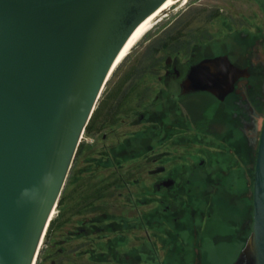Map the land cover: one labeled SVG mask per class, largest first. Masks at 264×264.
<instances>
[{"label":"water","instance_id":"1","mask_svg":"<svg viewBox=\"0 0 264 264\" xmlns=\"http://www.w3.org/2000/svg\"><path fill=\"white\" fill-rule=\"evenodd\" d=\"M166 0H0V264H35L120 50ZM246 68L201 59L183 89L222 96ZM223 264H264V114L252 222Z\"/></svg>","mask_w":264,"mask_h":264},{"label":"flooded vegetation","instance_id":"2","mask_svg":"<svg viewBox=\"0 0 264 264\" xmlns=\"http://www.w3.org/2000/svg\"><path fill=\"white\" fill-rule=\"evenodd\" d=\"M205 57L186 64L175 60L165 72L164 67L169 63L166 60L162 64L164 72L158 75L162 84L154 89L153 96L141 109L127 108L131 110L129 131L118 133L112 129V141L96 146V154L86 156L85 167L72 171L70 168L63 200L77 198V208L93 207L99 211L87 219H78L61 239L64 243L81 239L85 242L83 248L72 251L58 247L56 251L95 253V264L130 261L129 253H135V258L143 262V254L170 253L171 249L165 247L167 239L180 245L197 240L198 248L191 249V253H208L212 246L206 247L203 242L211 237L215 243L212 250L222 253L221 246L230 237L225 217L230 210H239L233 197H245L235 184L248 172L245 120L252 107L247 108V101L260 109V89L256 84L260 75L246 67L245 74L238 76L233 88L222 96L207 89L184 90L182 82L190 68ZM242 77L246 79L245 87L239 88L236 84ZM169 78L174 79L173 90L167 89ZM104 104L99 101L85 132L96 130ZM117 108L118 105L114 111ZM135 122L141 124L137 129L132 127ZM106 138L107 133H101V139ZM76 155L71 167L75 165ZM140 158L149 164L146 171L137 170L135 175L133 169H120L125 163L132 166ZM100 167L109 171L99 178L102 185L92 189L95 180L88 178L97 174ZM149 177L154 179L148 181ZM114 180H119V186L125 190L118 196L120 202L108 210V203L101 199L112 194L110 183ZM93 199L100 202L94 204ZM150 216L156 221L153 226ZM242 218L238 235H243L246 227L245 216ZM151 233L161 247L150 245ZM177 248L172 252L189 253ZM192 261L201 264V255L192 256Z\"/></svg>","mask_w":264,"mask_h":264},{"label":"rangeland","instance_id":"3","mask_svg":"<svg viewBox=\"0 0 264 264\" xmlns=\"http://www.w3.org/2000/svg\"><path fill=\"white\" fill-rule=\"evenodd\" d=\"M223 53H226L238 67L249 66L250 70L255 69L260 75L258 78L260 80L258 108L260 109H256L252 101H247V108L252 107L245 120V131L248 138L245 160L248 172L244 174L238 184H235L236 190L242 192L245 197L236 199V195H233L235 203L242 212L239 214L237 209L235 212L230 210V214L225 217L224 222L228 225L230 237L221 246L222 253L212 250L215 243L211 237L203 242L206 247L212 246L208 253H191V249L198 248L197 240L195 243L193 241H188L186 244L181 242L183 245H180V243L176 244L167 239L165 247L166 250L171 249L170 253H150V256L143 254V262L135 258V253H129L130 261H126L127 264H195L193 261L191 262L192 256H198V254L201 255V264H223V261L230 260L236 248L237 229L241 226L243 215L246 220L245 224L252 222V172L264 114V0H187L184 4L178 2L164 10L108 77L96 103V106L99 101L101 104L105 103L102 114L97 119L100 124L95 131L85 132L84 130L74 167L76 170L85 167L87 165L85 163L86 156H94L96 146L102 142H111L112 129L117 130L118 133L129 131L128 121L131 119L129 116L131 110H127V108L133 106L134 110L141 109L143 104H146L153 96L154 89H158L162 84L158 75H162L164 72L162 64L166 60H169V63L164 67L165 72L166 69H171L175 60L178 64H180L179 61L186 64L188 61H195L201 57ZM167 80V89H175L174 79ZM245 83L246 79L242 77L236 85L239 88H244ZM116 105L118 108L117 111H114ZM134 120L136 121V115ZM140 126L141 124L135 122L132 127L137 129ZM103 132L107 133L105 140L101 139ZM148 165L144 158H140L134 161L132 166L125 163L120 169L122 171L133 169L137 175V170L142 169L144 172ZM97 170V174L90 175L91 177L88 178L90 181L95 180L92 189L97 185H102L99 178L105 177L109 171L102 167ZM153 179V177L147 178L148 181ZM118 181L114 180L110 183V186L113 187H111L112 194L101 199L110 206H108V210H113L111 207L120 202L118 196L125 190L119 186ZM77 201V198L63 200L60 212L58 206L56 207L53 217L57 214L58 216L48 236H44L35 264H95L89 257V253L56 251L58 247H66L72 251L84 247L85 242L81 239H72L69 243L61 242L63 235L73 223L78 219L92 217L99 211L93 207L77 208ZM92 202L97 204L100 200L93 199ZM151 216L150 223L153 226L156 221ZM223 229L221 228V231L224 232ZM150 241L151 246L155 243L158 248L161 247V243L153 238L152 233ZM162 244L164 246L163 242ZM195 244L196 247H194ZM175 246H178L181 252L188 250L189 253H174L172 249ZM126 262H120V264Z\"/></svg>","mask_w":264,"mask_h":264},{"label":"bare ground","instance_id":"4","mask_svg":"<svg viewBox=\"0 0 264 264\" xmlns=\"http://www.w3.org/2000/svg\"><path fill=\"white\" fill-rule=\"evenodd\" d=\"M187 0H166L159 8H157L155 11H153L151 14H149L132 32L122 49L120 50L118 56L116 57L113 69L119 64V62L124 58V56L128 53L130 48L141 38V36L151 27L154 20L167 8H171L172 5L178 4H184ZM174 8V7H173ZM163 18V17H162ZM111 71V73H112ZM110 73V74H111ZM110 76V75H109ZM37 262V261H36Z\"/></svg>","mask_w":264,"mask_h":264},{"label":"trees","instance_id":"5","mask_svg":"<svg viewBox=\"0 0 264 264\" xmlns=\"http://www.w3.org/2000/svg\"><path fill=\"white\" fill-rule=\"evenodd\" d=\"M259 81H260V80H257V82H256L258 88H259V86H260ZM259 89H260V88H259ZM94 115H95V109H94V111H93V113H92V116H91V118H90L88 124L86 125V129L90 127ZM78 150H79V146H78V149H77L76 154L78 153ZM74 169H75V167L72 166L70 171H72V170H74ZM63 193H64V189H62V192H61V195H60V197H59L58 204H57L58 209H59V212H60V206L62 205V201H63ZM57 216H58V214H57L55 217H53V218L51 219V221H50V223H49V226H48V228H47V231H46L45 237L48 236V234L50 233V231H51V229H52V227H53L52 225H53L55 219L57 218ZM89 257L91 258L92 261H95V253H89Z\"/></svg>","mask_w":264,"mask_h":264}]
</instances>
